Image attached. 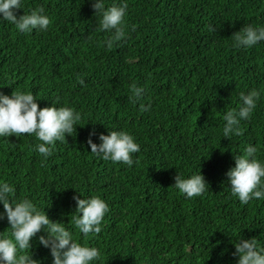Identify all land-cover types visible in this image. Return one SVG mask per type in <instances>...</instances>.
<instances>
[{
	"label": "trees",
	"instance_id": "1",
	"mask_svg": "<svg viewBox=\"0 0 264 264\" xmlns=\"http://www.w3.org/2000/svg\"><path fill=\"white\" fill-rule=\"evenodd\" d=\"M127 2L126 36L111 48L92 0H24L17 15L43 6L47 30L24 33L0 20V91L28 90L40 107L68 105L82 114L46 159L34 133L0 137V180L99 248L92 264H236L238 238L264 244V199L242 204L226 175L249 143L264 160V40L237 47L234 33L264 25V0ZM134 83L145 88L135 102ZM254 88L262 94L251 117L241 120L239 135L223 137V113ZM110 129L139 143L131 167L91 153L90 132L100 143L99 133ZM198 171L209 184L201 195L174 186L177 172ZM74 194L107 201L99 234L85 237L72 224ZM2 231L10 232L6 216ZM42 233L28 251L52 264Z\"/></svg>",
	"mask_w": 264,
	"mask_h": 264
},
{
	"label": "clouds",
	"instance_id": "2",
	"mask_svg": "<svg viewBox=\"0 0 264 264\" xmlns=\"http://www.w3.org/2000/svg\"><path fill=\"white\" fill-rule=\"evenodd\" d=\"M92 7L99 17V27L102 31L111 33L105 41L111 48L113 44L126 36V20L128 12L127 0H92ZM19 9H24V0H0V20L11 22L16 29L31 33L34 29L47 30L51 18L45 13L43 6L32 8L21 15ZM264 40V25L247 24L234 33L237 47H251ZM78 82L85 83L82 77ZM132 87V97L139 100L144 92L143 86ZM261 90L251 89L240 91L236 107L228 108L223 113V137L231 138L239 135L242 119L246 120L257 107ZM34 93L28 90L16 89L11 95L0 91V137L12 134H35L40 143L34 145L36 151L46 159L52 155L56 141L66 139V133L76 130L77 122L82 119L80 111L68 105L40 107ZM96 133L90 132L87 143L91 153L104 160L124 162L131 167L135 161L133 153L140 149L133 134L126 130L110 129L108 134L99 133L100 143L93 141ZM259 148L249 143L243 149V154L234 156L235 165L226 175L229 178L231 194L239 198L242 204H248L253 198L264 199V160L257 157ZM174 186L187 197L199 196L208 188V182L201 171L190 175L177 172ZM15 186L7 180H0V203L3 212L0 219L7 217L10 232H0V264H41V260L33 258V239L39 235V243L49 248L53 257L52 264H92L99 261L101 251L89 243H82L76 238L72 228L62 221H53L44 209H41L33 199L25 196L15 197ZM81 193L80 191H78ZM82 194V193H81ZM76 201L75 215L71 222L79 232L87 237L89 234H99L102 221L109 205L99 195L73 196ZM235 244L234 256L236 264H264V244L255 236L248 239L240 237Z\"/></svg>",
	"mask_w": 264,
	"mask_h": 264
}]
</instances>
